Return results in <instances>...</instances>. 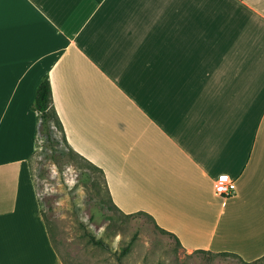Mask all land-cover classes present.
<instances>
[{
	"label": "crops",
	"instance_id": "1",
	"mask_svg": "<svg viewBox=\"0 0 264 264\" xmlns=\"http://www.w3.org/2000/svg\"><path fill=\"white\" fill-rule=\"evenodd\" d=\"M44 77L120 211L264 256V0H0V264H62L29 165Z\"/></svg>",
	"mask_w": 264,
	"mask_h": 264
},
{
	"label": "rangeland",
	"instance_id": "2",
	"mask_svg": "<svg viewBox=\"0 0 264 264\" xmlns=\"http://www.w3.org/2000/svg\"><path fill=\"white\" fill-rule=\"evenodd\" d=\"M53 133L55 141L48 145L38 135L29 165L41 214L62 264H246L232 255L186 251L148 218L117 213L101 176L70 154L59 132ZM60 150L67 155L59 158ZM82 171H91L99 181V194L90 183L79 181ZM250 264H264V259Z\"/></svg>",
	"mask_w": 264,
	"mask_h": 264
},
{
	"label": "trees",
	"instance_id": "3",
	"mask_svg": "<svg viewBox=\"0 0 264 264\" xmlns=\"http://www.w3.org/2000/svg\"><path fill=\"white\" fill-rule=\"evenodd\" d=\"M32 110L35 111L38 115V119H39V124H38V128L36 129V139L38 137V135H42L45 137L47 145L48 144H52L55 139H54V133H53V129H55L57 132L60 133L62 141L64 142L66 148L68 149V151L70 152V154H74L75 156L79 157L83 162H84V166L92 171L97 172L100 176H101V184L104 187L107 197L109 199V202L111 203V208L113 210H115L117 213H119L120 215H123L127 218H133V217H145L148 218L151 223L155 226V228L157 230H159L160 232L172 237L176 243L180 246V242L179 239L176 237V235H174L173 233H170L162 228H160L154 218L149 215L146 212L143 211H139V212H135V213H131V214H125L122 211H120L113 203L112 200L109 196V191H108V187L106 184V180L104 177V173L102 171V169L98 168L97 166H95L94 164H92L91 162H89L88 160H86L85 158H83L82 156L78 155L67 143L66 138H65V134H64V130L62 127V123L58 117V114L52 104V93H51V86H50V81L47 77L42 78V80L40 81V83L38 84L37 88H36V92H35V99L34 102L32 104ZM59 158L63 157L65 155H67L66 153H64L62 150L59 151L58 153ZM52 160H54L53 157H50ZM91 172V171H90ZM88 171H82L80 173V177H79V181L82 183H90L93 188L96 190V193L99 194L100 193V183L99 181H95V179L92 177L91 173ZM102 205H103V201L99 200ZM111 210V209H110ZM45 221V220H44ZM46 223V222H45ZM47 231H48V227L46 225ZM48 235L51 241V244L53 246L49 231H48ZM97 244H101L99 241H96ZM54 250L56 251L55 247L53 246ZM208 253V251H204V250H194L193 253ZM57 253V251H56ZM58 254V253H57ZM220 254L223 255H232L234 257L239 258L241 261H243L238 255L234 254V253H228V252H221ZM59 256V255H58ZM264 259V256L256 261L253 262H245L246 264H250V263H254V262H258L260 260Z\"/></svg>",
	"mask_w": 264,
	"mask_h": 264
},
{
	"label": "built area",
	"instance_id": "4",
	"mask_svg": "<svg viewBox=\"0 0 264 264\" xmlns=\"http://www.w3.org/2000/svg\"><path fill=\"white\" fill-rule=\"evenodd\" d=\"M235 186L232 179L227 174H221L215 181V191L224 197L231 196L234 193Z\"/></svg>",
	"mask_w": 264,
	"mask_h": 264
}]
</instances>
